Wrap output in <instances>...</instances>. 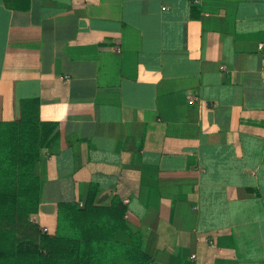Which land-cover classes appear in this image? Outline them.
Segmentation results:
<instances>
[{"label": "crops", "instance_id": "0c3cea01", "mask_svg": "<svg viewBox=\"0 0 264 264\" xmlns=\"http://www.w3.org/2000/svg\"><path fill=\"white\" fill-rule=\"evenodd\" d=\"M35 97L41 231L96 186L151 264H264V0H0V122Z\"/></svg>", "mask_w": 264, "mask_h": 264}, {"label": "trees", "instance_id": "16d2710c", "mask_svg": "<svg viewBox=\"0 0 264 264\" xmlns=\"http://www.w3.org/2000/svg\"><path fill=\"white\" fill-rule=\"evenodd\" d=\"M39 108L37 97L20 100L15 120L0 122V264H151L140 233L126 224L125 204L115 197L109 206L96 205V186L82 206L57 205L54 235L32 222L39 208L40 152L58 144L57 123L41 121ZM116 232L130 243L117 242Z\"/></svg>", "mask_w": 264, "mask_h": 264}]
</instances>
